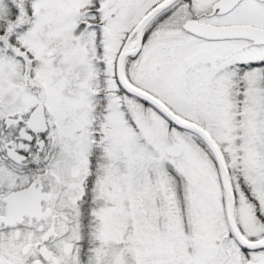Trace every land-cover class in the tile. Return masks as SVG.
I'll use <instances>...</instances> for the list:
<instances>
[{
    "label": "snow or ice",
    "instance_id": "1",
    "mask_svg": "<svg viewBox=\"0 0 264 264\" xmlns=\"http://www.w3.org/2000/svg\"><path fill=\"white\" fill-rule=\"evenodd\" d=\"M0 264H264V0H0Z\"/></svg>",
    "mask_w": 264,
    "mask_h": 264
}]
</instances>
